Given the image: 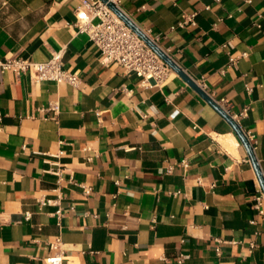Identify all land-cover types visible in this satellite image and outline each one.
<instances>
[{
	"label": "crops",
	"instance_id": "1",
	"mask_svg": "<svg viewBox=\"0 0 264 264\" xmlns=\"http://www.w3.org/2000/svg\"><path fill=\"white\" fill-rule=\"evenodd\" d=\"M117 1L164 36L161 47L213 100L249 108L238 124L256 137L264 177V0ZM78 6L0 0V61L44 63L64 51L82 79L76 89L0 68V264H46L57 239L65 264H180V255L182 264H264V216L252 207L262 189L231 125L176 72L149 87L104 65L77 27ZM191 12L196 26L172 29ZM56 101L54 117L45 109Z\"/></svg>",
	"mask_w": 264,
	"mask_h": 264
},
{
	"label": "built area",
	"instance_id": "2",
	"mask_svg": "<svg viewBox=\"0 0 264 264\" xmlns=\"http://www.w3.org/2000/svg\"><path fill=\"white\" fill-rule=\"evenodd\" d=\"M110 2L120 8L117 0H109L108 2H104L103 0H79V6L76 8L77 27L79 31L88 34L90 41L99 49L104 65L115 64L121 67L126 75L135 74L142 78L143 82L149 87L163 86L171 74L174 73V70L109 7ZM197 16L198 12H191L186 16L184 21L179 22L172 29H184L187 26H196ZM256 26L258 28L261 27L260 24H256ZM141 29L152 42L159 46L171 58L169 50L161 47L163 35H155L151 29ZM246 56L247 54H242L238 57L230 56L229 67H235L238 61ZM64 57V51L54 52L47 62L37 63L28 58L16 56L1 60L0 68L2 72L11 71L18 76L28 74L31 80L36 83L54 82L56 84H68L78 89L82 86V79L66 67ZM217 104L237 123L248 116V107L240 113H235L232 112V108L226 99L217 101ZM45 110L52 112L53 116L57 117L60 113V104L58 101L53 102ZM1 120L2 115L0 114ZM244 134L252 147H254L255 135L250 131L244 132ZM90 150L91 148H86V151ZM87 159L91 161L92 157L89 156ZM181 165L188 168L189 162L183 160ZM172 170L173 166H169L168 172H172ZM81 187L86 196L92 194V188L84 184H81ZM59 199L56 203L59 202ZM52 203V200L39 201L40 206H46ZM252 207L261 216H264V193L262 190H258L255 193ZM24 216L26 221H30L32 213L25 212ZM55 216L58 218L60 225V220L63 217L62 210H58ZM252 224H256V222L252 221ZM60 245V239L50 244V248L55 253L45 260L46 264H65L66 255L60 249ZM251 247H256V244L252 243ZM216 251L217 255L221 256V249L217 248ZM185 259L186 257L184 255H180L178 257V263L182 264Z\"/></svg>",
	"mask_w": 264,
	"mask_h": 264
},
{
	"label": "water",
	"instance_id": "3",
	"mask_svg": "<svg viewBox=\"0 0 264 264\" xmlns=\"http://www.w3.org/2000/svg\"><path fill=\"white\" fill-rule=\"evenodd\" d=\"M104 2H108L109 0H103ZM109 7L135 32L137 33L152 49H154L160 57L176 72L180 75L187 83H189L194 90H196L214 109L223 116L226 121L231 125L235 133L237 134L238 138L246 148L256 175L258 177V181L260 187L264 193V177L258 165V161L254 152V149L250 142L248 141L247 137L245 136L242 128L239 124L232 119V117L223 109L221 108L215 100H213L207 92H205L196 82H194L183 70L178 66V64L172 60L168 55H166L163 50L157 46L152 40L142 31V29L132 21V19L125 14L120 8H118L112 2L109 3Z\"/></svg>",
	"mask_w": 264,
	"mask_h": 264
}]
</instances>
